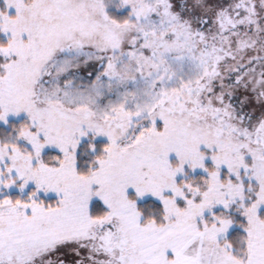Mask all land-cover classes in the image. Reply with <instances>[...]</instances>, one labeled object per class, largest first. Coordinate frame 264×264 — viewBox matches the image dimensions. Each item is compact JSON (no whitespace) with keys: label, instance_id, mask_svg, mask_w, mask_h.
I'll return each instance as SVG.
<instances>
[{"label":"snow or ice","instance_id":"obj_1","mask_svg":"<svg viewBox=\"0 0 264 264\" xmlns=\"http://www.w3.org/2000/svg\"><path fill=\"white\" fill-rule=\"evenodd\" d=\"M0 264H264V0H0Z\"/></svg>","mask_w":264,"mask_h":264}]
</instances>
